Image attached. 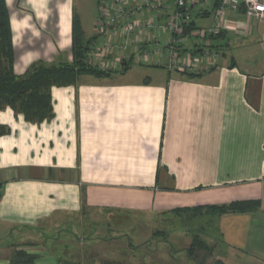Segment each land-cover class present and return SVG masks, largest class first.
Instances as JSON below:
<instances>
[{
    "label": "crops",
    "instance_id": "crops-1",
    "mask_svg": "<svg viewBox=\"0 0 264 264\" xmlns=\"http://www.w3.org/2000/svg\"><path fill=\"white\" fill-rule=\"evenodd\" d=\"M100 1L5 0L18 76L37 61L72 62L74 16L89 51L107 39L121 48L103 54L107 75L53 86L51 118L30 123L0 109V264H10L6 251L15 243L35 264L83 259L98 246L84 237L89 250L77 255L79 236L55 250L49 240L30 241L32 233L89 236L113 215L171 220L177 211L243 202L259 206L196 218L215 222L221 263L264 264V20L226 12L208 35L217 3L196 7L174 45L183 70L168 67L169 33L159 47L140 44L138 31L127 40L120 29L97 34ZM169 12L141 18L160 25ZM130 39L149 59L133 62L138 45Z\"/></svg>",
    "mask_w": 264,
    "mask_h": 264
},
{
    "label": "rangeland",
    "instance_id": "rangeland-1",
    "mask_svg": "<svg viewBox=\"0 0 264 264\" xmlns=\"http://www.w3.org/2000/svg\"><path fill=\"white\" fill-rule=\"evenodd\" d=\"M188 219L186 215H179L178 218L171 220L164 217L159 219L160 221L145 222L142 217L124 213L101 220L95 228L96 233L89 235L91 237L85 232L76 231L75 233L73 230L71 232L66 230L62 231L63 234L48 231L44 240L38 237L37 233H32L31 235L34 236L28 239L36 241L34 243L53 242L55 250H58V245L73 242V239L79 236L76 247L77 255H79L85 252V249L89 250L84 237L89 239L88 244L97 238L98 246H92L89 253L92 256V259L89 258V263L92 264H100L102 261L118 264H215L217 261L220 262L217 257L221 249L219 240L222 241V239L219 238L215 222L209 220L208 216L205 218L201 216L196 218L197 220ZM157 232L158 235L155 236ZM194 237L202 240L211 248V252L209 254L206 250H195L194 261H190L186 257L185 250L190 247ZM18 241L21 243L26 239ZM129 244L137 248L129 251ZM17 246H19L18 243L8 246L10 248L6 253L9 255V260L11 253L19 248ZM80 255L83 257L82 254Z\"/></svg>",
    "mask_w": 264,
    "mask_h": 264
},
{
    "label": "trees",
    "instance_id": "trees-1",
    "mask_svg": "<svg viewBox=\"0 0 264 264\" xmlns=\"http://www.w3.org/2000/svg\"><path fill=\"white\" fill-rule=\"evenodd\" d=\"M186 26L183 29V33ZM72 62L71 63H46L34 62L30 65L24 75L18 76L13 71V49L11 41V30L9 15L5 0H0V109L10 108L15 113L21 114L25 121L40 123L51 118L52 105L50 90L53 86L72 85L81 74H92L96 76L107 75L91 67L88 63L89 47L83 39L82 31L76 17L72 20ZM197 75L187 74V78H195ZM2 134V131H0ZM258 202L231 203L219 207H206L187 211H177V215H186L188 220L201 215L202 211L210 216H217L223 213L245 212L258 207ZM199 213V214H198ZM158 235V232L155 236ZM197 238V236H195ZM191 242L190 247L185 250L186 257L194 261L195 250H206L209 248L202 240L196 239ZM132 251V245H128ZM70 260L62 259L59 264H92L89 263L90 255H83V259L74 256ZM86 257V258H85ZM10 264H35V257L23 251H13L10 257ZM100 264H118L110 261H102ZM215 264H223L217 261Z\"/></svg>",
    "mask_w": 264,
    "mask_h": 264
},
{
    "label": "built area",
    "instance_id": "built-area-1",
    "mask_svg": "<svg viewBox=\"0 0 264 264\" xmlns=\"http://www.w3.org/2000/svg\"><path fill=\"white\" fill-rule=\"evenodd\" d=\"M210 1L217 3L215 19L212 27L206 30L208 35H216L223 26V15L226 12L237 13L242 11L248 18L264 20V2L263 0H101L98 3V24L96 26L97 34L107 35L120 29L121 38L127 40L130 36L138 31L143 37V42L130 39L131 42L137 43L136 55L132 58L136 65L141 63V59H149V53L142 52L138 44L153 43L158 45L161 35L169 33L173 38L168 40V47L165 51L168 58V67L179 66L177 64V54L174 45L180 40L176 37L183 34L184 27L190 22L192 11L203 6ZM165 3V5H164ZM167 8L170 12L165 16L163 24H157L154 19L144 20L141 14L146 11L149 13H158L161 8ZM199 34H203L200 32ZM117 45H112L110 40H106L102 49H93L88 52V63L94 69L107 72L111 66L101 63L103 54L112 51ZM139 51V52H138ZM157 52L160 48L156 49ZM215 56L209 52L204 53L205 57ZM183 70L188 67L186 64L179 66Z\"/></svg>",
    "mask_w": 264,
    "mask_h": 264
}]
</instances>
